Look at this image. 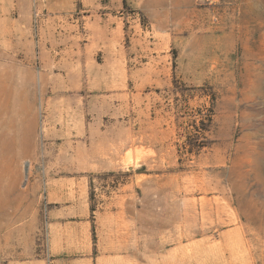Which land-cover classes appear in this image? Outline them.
<instances>
[{"label":"rangeland","instance_id":"374dc122","mask_svg":"<svg viewBox=\"0 0 264 264\" xmlns=\"http://www.w3.org/2000/svg\"><path fill=\"white\" fill-rule=\"evenodd\" d=\"M0 89V264H264V0H0Z\"/></svg>","mask_w":264,"mask_h":264},{"label":"bare ground","instance_id":"6f19581e","mask_svg":"<svg viewBox=\"0 0 264 264\" xmlns=\"http://www.w3.org/2000/svg\"><path fill=\"white\" fill-rule=\"evenodd\" d=\"M2 89V88H1ZM0 89V140H3L5 137L12 138V132L7 133L3 130V127L12 128L15 123V101L14 93L6 92V103L2 101V93L5 92ZM7 98V99H6ZM7 124V125H6ZM15 128V127H14Z\"/></svg>","mask_w":264,"mask_h":264}]
</instances>
